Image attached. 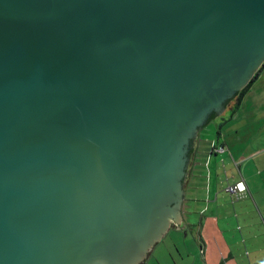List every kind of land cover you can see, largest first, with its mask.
Here are the masks:
<instances>
[{"label":"water","instance_id":"1","mask_svg":"<svg viewBox=\"0 0 264 264\" xmlns=\"http://www.w3.org/2000/svg\"><path fill=\"white\" fill-rule=\"evenodd\" d=\"M263 63L264 0H0V264L144 261Z\"/></svg>","mask_w":264,"mask_h":264},{"label":"crops","instance_id":"2","mask_svg":"<svg viewBox=\"0 0 264 264\" xmlns=\"http://www.w3.org/2000/svg\"><path fill=\"white\" fill-rule=\"evenodd\" d=\"M263 70L245 94L240 108L220 128L218 142L211 139L203 151L207 159L213 156V160L207 162L198 156L199 144L186 167L182 227L175 230L178 233L186 232L187 228L192 231L197 220L187 218V214L199 215L201 260L194 257L191 264H264V143L248 154H234L221 138L228 128L238 132L245 127L229 124L236 118L246 117L245 109L239 112L243 106L249 107L246 99L264 98V90L257 92L256 88L261 84L257 83L258 79L264 77ZM221 146L223 149L218 151ZM226 151L228 156L216 158ZM238 182L244 186V191L238 194L225 190Z\"/></svg>","mask_w":264,"mask_h":264},{"label":"rangeland","instance_id":"3","mask_svg":"<svg viewBox=\"0 0 264 264\" xmlns=\"http://www.w3.org/2000/svg\"><path fill=\"white\" fill-rule=\"evenodd\" d=\"M258 82L261 84L256 87L257 92L259 90H264V77L258 79L257 83ZM245 101L248 102L247 107H249L245 108L243 106L239 112L245 109L247 112L246 117L242 116V119L240 120L236 118L237 120L235 119L229 124L231 126L232 124H234V126L243 124L245 127L238 132H234L230 130L231 128H228L226 133L222 134L221 137L222 140L226 141L227 145L232 148L234 154L237 152L248 154L250 153V150L261 147L264 143V98H249ZM232 102L233 100H230L227 105L225 104V107L217 112L216 117L200 130V140H197V137L193 139L192 145H195V148L196 145L200 144L201 151L198 156L202 158V160L207 159V155H205L206 153L203 151H205L206 147L209 145L211 140L210 137H212V132L214 131L215 126L218 124L221 117L227 115V111ZM243 104H245V102ZM225 153V155H223V153L217 154L216 158L220 159L221 157L228 156L229 153L227 151ZM210 160H213V156H208L207 162ZM198 191H201V189L199 188ZM192 217H195L197 220L196 226L192 231L189 228H187L186 232L183 231L182 233H178L176 230H170L166 236L155 244L146 259L139 264H191L194 261V257L201 260L199 247L200 237L198 235L199 215H192V213L187 214V218L191 219ZM174 237H177L176 240Z\"/></svg>","mask_w":264,"mask_h":264},{"label":"trees","instance_id":"4","mask_svg":"<svg viewBox=\"0 0 264 264\" xmlns=\"http://www.w3.org/2000/svg\"><path fill=\"white\" fill-rule=\"evenodd\" d=\"M263 65L256 71V73L251 78V80L241 90H239L234 95V97H232V99H230V100H233V102H232V104L230 105V107H229V109L227 111L228 112L227 115L221 117L220 120H219V122H218V124L215 126V129L212 132V137H210L212 140H214V141L216 140V142H218L219 135H220V128L222 127V125L224 124V122L228 121V119L231 118L233 116V114H235V112L240 108L241 103H242V100H243L245 94L247 93V91L250 89V87L254 84V82L258 78V76H259V74H260V72L262 70ZM229 101L226 102V105L229 103ZM216 115L217 114L215 113L213 116H211L208 119V121L202 126V128H204L206 125H208L216 117ZM200 130H199V132H200ZM199 132H198V135H197V138H196L197 140L199 139ZM191 148H192V152L196 153V150L197 149L195 148V146L192 145ZM193 148H195V149H193Z\"/></svg>","mask_w":264,"mask_h":264},{"label":"built area","instance_id":"5","mask_svg":"<svg viewBox=\"0 0 264 264\" xmlns=\"http://www.w3.org/2000/svg\"><path fill=\"white\" fill-rule=\"evenodd\" d=\"M222 149H223V147L221 146V147H219L218 150H222ZM225 190L228 191V192L238 193V194H239V192L244 191L245 188H244V186L241 184V182H238V183H236L234 186H228Z\"/></svg>","mask_w":264,"mask_h":264},{"label":"flooded vegetation","instance_id":"6","mask_svg":"<svg viewBox=\"0 0 264 264\" xmlns=\"http://www.w3.org/2000/svg\"><path fill=\"white\" fill-rule=\"evenodd\" d=\"M263 64H264V63H263ZM216 114H217V113H216ZM192 142H193V140H192ZM192 142H191V146H190V153H189V157H188L187 165H188V163H189V161H190V158H191V155H192V153H193V152H192V148H191V147H192ZM183 188H184V183H183ZM183 199H184V195H183ZM183 199H182V202H181V207H182V205H183ZM181 207H180V211H181V215H182V209H181ZM182 220H183V219H182V217H181V219H180V224H182ZM175 229H176V227H170L169 230H168V232H169L170 230H175ZM168 232H167V233H168ZM167 233H166V234H167ZM166 234H165V235H166ZM154 246H155V245H154ZM149 253H150V252H149ZM149 253H148V255H149Z\"/></svg>","mask_w":264,"mask_h":264}]
</instances>
